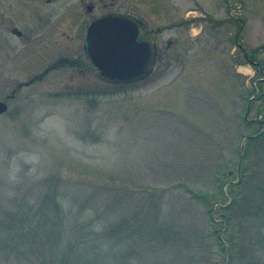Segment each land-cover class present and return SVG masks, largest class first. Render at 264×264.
I'll return each instance as SVG.
<instances>
[{
  "label": "rangeland",
  "instance_id": "374dc122",
  "mask_svg": "<svg viewBox=\"0 0 264 264\" xmlns=\"http://www.w3.org/2000/svg\"><path fill=\"white\" fill-rule=\"evenodd\" d=\"M105 14L145 78L92 64ZM0 100V264H264V0H0Z\"/></svg>",
  "mask_w": 264,
  "mask_h": 264
},
{
  "label": "water",
  "instance_id": "95a60500",
  "mask_svg": "<svg viewBox=\"0 0 264 264\" xmlns=\"http://www.w3.org/2000/svg\"><path fill=\"white\" fill-rule=\"evenodd\" d=\"M92 9V6H89ZM20 35L22 32L14 29ZM138 24L118 15H108L94 20L87 32L86 46L92 62L102 75L115 80H132L150 70L154 50L147 40L140 41ZM8 104L0 100V114Z\"/></svg>",
  "mask_w": 264,
  "mask_h": 264
},
{
  "label": "flooded vegetation",
  "instance_id": "af4514ba",
  "mask_svg": "<svg viewBox=\"0 0 264 264\" xmlns=\"http://www.w3.org/2000/svg\"><path fill=\"white\" fill-rule=\"evenodd\" d=\"M133 18V17H132ZM133 19H135L137 22H138V24H139V26H140V38L141 39H145V37H143V36H141V31H142V26H141V22L138 20V19H136V18H133Z\"/></svg>",
  "mask_w": 264,
  "mask_h": 264
},
{
  "label": "trees",
  "instance_id": "16d2710c",
  "mask_svg": "<svg viewBox=\"0 0 264 264\" xmlns=\"http://www.w3.org/2000/svg\"><path fill=\"white\" fill-rule=\"evenodd\" d=\"M227 210H229V208H226ZM225 223L227 224V225H229L230 224V220H229V217H228V219L227 220H225Z\"/></svg>",
  "mask_w": 264,
  "mask_h": 264
}]
</instances>
